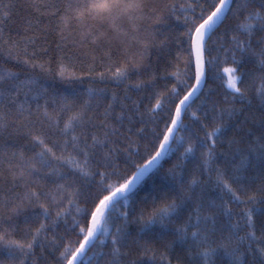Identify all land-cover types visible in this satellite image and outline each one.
Instances as JSON below:
<instances>
[{
	"label": "snow or ice",
	"instance_id": "snow-or-ice-1",
	"mask_svg": "<svg viewBox=\"0 0 264 264\" xmlns=\"http://www.w3.org/2000/svg\"><path fill=\"white\" fill-rule=\"evenodd\" d=\"M0 53L70 86L77 63L123 86L109 98L0 71L9 264H264V0H0ZM224 64L227 91H205Z\"/></svg>",
	"mask_w": 264,
	"mask_h": 264
},
{
	"label": "trees",
	"instance_id": "trees-1",
	"mask_svg": "<svg viewBox=\"0 0 264 264\" xmlns=\"http://www.w3.org/2000/svg\"><path fill=\"white\" fill-rule=\"evenodd\" d=\"M4 2L8 3L9 0H4ZM16 2H18V0H16ZM229 22H234V21L230 20ZM19 24H20L19 17L16 16L14 13L13 20L9 22L8 27L15 29L19 26ZM5 31L7 32V28L5 29ZM12 34L15 35L14 32ZM177 50H178L177 47L174 45L173 50H172L173 64H175L174 58L176 56ZM186 59H187V53L182 52L181 53V60H180V64H179V67L182 71L185 70ZM229 66L230 65H228V64L221 65L220 71H221V75L224 77L223 81H221V80L210 81L208 84L203 86L205 91H207L209 88H211L214 93L222 94L225 91H227V87H226L227 74L223 72V69L225 67H229ZM86 68H87L86 64L81 65V64L77 63L75 67H69L67 69V74L69 76H71L73 73H75V75L77 77H84L82 81L76 80L70 86L67 83L61 82L59 79H53L51 77H44L42 75L37 76L38 70H37V72H32L31 69H26L22 63L18 64V63H16V61L9 59L6 54L0 53V71L10 70L12 72L18 73L22 80L26 76L31 75L33 78H37L39 80L40 84L44 88L55 89V90H59L61 92H67V91H71L72 89H75L77 92H80V93H85L89 87L105 88L108 90L107 95L109 96V98L111 97L112 91H117V92L122 94L123 86H120V88H117L115 84L108 82V81L101 82V81H99L98 78L95 79V81H93L92 79H90L88 76L85 75ZM101 70L102 69L97 68V71H101ZM173 70H174V68L168 69V71H173ZM194 72H195V68H194V58H193V66H192L191 71H190V75H191L192 79L190 80V83L194 82ZM166 83H168V86L170 87V83L166 82L164 80L159 81V87L161 89H163L165 87ZM133 98H135V94H133ZM193 101L194 102L192 103V109L191 110H195L200 103V101L197 100L196 97L193 98ZM118 110H119V108L117 106V111ZM164 115H165L164 113H161V116H164ZM189 123H190V120L188 117H186L185 118V124H189ZM159 128L160 129L163 128V120H160ZM179 135L187 136L188 132L186 130L181 131L178 133V136ZM161 139H162V136H161ZM173 147H175V144L173 145ZM180 151H183V149L181 148ZM178 156H179V152H175V153H171L168 156L164 157V159L161 161V163L163 164V167L160 168L158 172L155 169L152 172H150L148 177H146L144 179V181L141 183V185L139 186L140 190L137 193V199H139L140 197L150 198L154 184L166 183V181L163 180L164 171L167 168H169L173 163L177 162ZM198 156H199V153H197V157ZM165 161H167V162H165ZM184 164L186 165V167L188 169H191L195 164V160H185ZM153 173H155V174H153ZM209 195L210 196H218L219 192H218V190L210 191ZM121 204H123L122 201H121ZM234 210L238 211V209H234ZM73 211H75V210H73ZM69 223H71V217H69ZM36 252H37V254H39L40 249L37 248ZM145 259H147V257H145ZM0 261H3V264H9V261L6 259V253L3 251H0Z\"/></svg>",
	"mask_w": 264,
	"mask_h": 264
},
{
	"label": "water",
	"instance_id": "water-1",
	"mask_svg": "<svg viewBox=\"0 0 264 264\" xmlns=\"http://www.w3.org/2000/svg\"><path fill=\"white\" fill-rule=\"evenodd\" d=\"M193 98H194V97H193ZM153 170H154V169H153ZM148 175H149V174H148ZM148 175H147L146 177H148ZM146 177H145V178H146ZM145 178H144V179H145Z\"/></svg>",
	"mask_w": 264,
	"mask_h": 264
}]
</instances>
